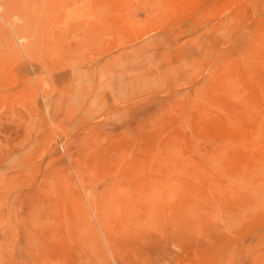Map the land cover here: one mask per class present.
<instances>
[{
	"label": "rangeland",
	"instance_id": "1",
	"mask_svg": "<svg viewBox=\"0 0 264 264\" xmlns=\"http://www.w3.org/2000/svg\"><path fill=\"white\" fill-rule=\"evenodd\" d=\"M0 264H264V0H0Z\"/></svg>",
	"mask_w": 264,
	"mask_h": 264
},
{
	"label": "bare ground",
	"instance_id": "2",
	"mask_svg": "<svg viewBox=\"0 0 264 264\" xmlns=\"http://www.w3.org/2000/svg\"><path fill=\"white\" fill-rule=\"evenodd\" d=\"M9 8H10V7H9ZM9 20H10V19H9ZM9 20H8V21H9ZM9 24H10V22H9ZM11 30H12V29H11ZM13 31L15 32V31H17V29L15 28V29H13Z\"/></svg>",
	"mask_w": 264,
	"mask_h": 264
}]
</instances>
